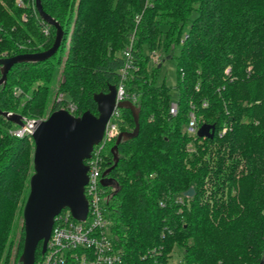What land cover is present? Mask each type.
<instances>
[{
	"label": "trees",
	"instance_id": "16d2710c",
	"mask_svg": "<svg viewBox=\"0 0 264 264\" xmlns=\"http://www.w3.org/2000/svg\"><path fill=\"white\" fill-rule=\"evenodd\" d=\"M41 2L61 24L62 42L45 60L13 64L0 84V109L25 118L67 101L76 114L97 113L93 94L117 83L134 34L125 89L136 95L139 129L118 143L106 186L121 264H264V0ZM54 34L34 0H0V57L46 49ZM190 110L199 125L215 124L213 136L185 131ZM120 111L119 131L132 130L131 110ZM15 126L0 113V264H16L22 249L33 171V138L13 135ZM114 142L102 151V170ZM189 186L194 194L184 195ZM40 255L41 242L35 261Z\"/></svg>",
	"mask_w": 264,
	"mask_h": 264
},
{
	"label": "water",
	"instance_id": "95a60500",
	"mask_svg": "<svg viewBox=\"0 0 264 264\" xmlns=\"http://www.w3.org/2000/svg\"><path fill=\"white\" fill-rule=\"evenodd\" d=\"M39 15L55 28L52 44L43 50L22 52L12 56L0 57V84L6 81L7 72L16 62H37L51 57L59 48L64 30L57 19L47 13L41 0H34ZM97 113L89 109L74 114L59 107L46 117L31 120L34 142L32 167L29 177V190L22 205L23 244L16 264H34L35 251L41 242V252L46 249L54 217L63 208H68L76 219H84L88 203L84 194L88 165L85 159L90 156L94 144L104 133L106 122L113 109L118 106L131 110L134 127L132 130L119 131L110 147L113 163L102 171L101 184L109 185L112 179L107 173L118 160V143L133 137L139 129V107L129 99L116 102V87L111 84L107 91L93 94ZM0 113L13 123L22 126L26 118L21 113L0 109ZM214 123L198 126V136H213ZM184 195L194 194L189 186Z\"/></svg>",
	"mask_w": 264,
	"mask_h": 264
},
{
	"label": "built area",
	"instance_id": "2783aa9c",
	"mask_svg": "<svg viewBox=\"0 0 264 264\" xmlns=\"http://www.w3.org/2000/svg\"><path fill=\"white\" fill-rule=\"evenodd\" d=\"M21 2V0H17ZM138 18V17H137ZM134 34L123 49L124 63L120 67L119 79L115 84L116 102L129 99L135 103L136 95L125 89V79L133 68L132 45ZM229 67L225 68L227 72ZM62 93H59V99ZM206 104V101L203 102ZM63 107V106H62ZM75 113L76 104L67 101L63 107ZM121 107L116 106L109 116L101 140L94 144L89 157L85 159L88 165L87 181L84 185V194L88 203V210L84 219L74 218L69 209L55 215L46 249L34 264H121L122 251L115 244L110 230L108 217V193L106 186L101 184L102 178V151L107 143L116 138L121 123ZM169 113L178 112V101L171 100ZM26 118L22 126L17 125L10 129L15 136L32 133L31 120ZM199 119L194 110L188 113L184 129L189 134H197ZM191 146V144H189ZM180 199V198H179Z\"/></svg>",
	"mask_w": 264,
	"mask_h": 264
},
{
	"label": "rangeland",
	"instance_id": "374dc122",
	"mask_svg": "<svg viewBox=\"0 0 264 264\" xmlns=\"http://www.w3.org/2000/svg\"><path fill=\"white\" fill-rule=\"evenodd\" d=\"M162 63H163V73L165 74V81H166L167 84L171 85V98L173 100H177V98H178V91H177V88L175 86V80L176 79H175V68H174L173 62L168 57H166V58H164V60H162ZM53 86L54 87L56 86V80L55 79L52 82V87ZM46 116H44V117H46ZM20 218L21 219L19 221H20V223H22V221H23L22 220V215H21Z\"/></svg>",
	"mask_w": 264,
	"mask_h": 264
}]
</instances>
